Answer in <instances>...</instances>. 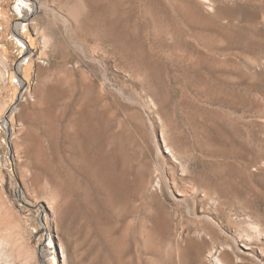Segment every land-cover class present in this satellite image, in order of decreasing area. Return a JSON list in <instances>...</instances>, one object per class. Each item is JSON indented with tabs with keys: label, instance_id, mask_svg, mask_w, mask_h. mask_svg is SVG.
<instances>
[{
	"label": "rangeland",
	"instance_id": "1",
	"mask_svg": "<svg viewBox=\"0 0 264 264\" xmlns=\"http://www.w3.org/2000/svg\"><path fill=\"white\" fill-rule=\"evenodd\" d=\"M0 264H264V0H0Z\"/></svg>",
	"mask_w": 264,
	"mask_h": 264
},
{
	"label": "bare ground",
	"instance_id": "2",
	"mask_svg": "<svg viewBox=\"0 0 264 264\" xmlns=\"http://www.w3.org/2000/svg\"><path fill=\"white\" fill-rule=\"evenodd\" d=\"M71 18V17H70ZM67 20V19H66ZM82 127V126H81ZM239 250V249H238ZM240 251V250H239Z\"/></svg>",
	"mask_w": 264,
	"mask_h": 264
}]
</instances>
